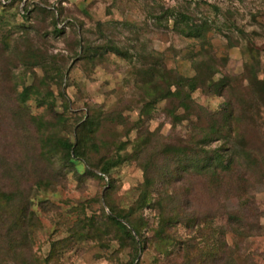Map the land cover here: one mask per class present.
<instances>
[{"label":"rangeland","instance_id":"1","mask_svg":"<svg viewBox=\"0 0 264 264\" xmlns=\"http://www.w3.org/2000/svg\"><path fill=\"white\" fill-rule=\"evenodd\" d=\"M201 58L214 64L216 87L242 89L248 77L264 82V0H0V264H130L131 241L106 215L131 208L144 190L146 157L138 161L136 154L149 138V146L170 148L164 153L173 164L192 123L205 125L196 115L173 125L183 111L175 81L195 75ZM167 86L171 96L160 98ZM206 90L196 87L192 101L218 109L223 98ZM253 115L238 151L241 144L264 151L253 127L264 122V107ZM45 129L72 142L82 130L86 162H59L55 147L44 157ZM224 153L233 155V146ZM106 159L115 164L103 175ZM156 181L135 215L147 240L138 264H202L222 235L220 261L264 264V177L249 180L251 208L243 218L259 233L243 240L226 215L191 234L177 221L157 238L162 210L152 203L168 188ZM173 195L167 192L168 203ZM224 203L228 212L238 207L233 198Z\"/></svg>","mask_w":264,"mask_h":264},{"label":"trees","instance_id":"2","mask_svg":"<svg viewBox=\"0 0 264 264\" xmlns=\"http://www.w3.org/2000/svg\"><path fill=\"white\" fill-rule=\"evenodd\" d=\"M82 50L85 48L83 47ZM198 62L195 65L197 71L195 75L191 77L180 76L175 81L177 87L175 88L177 91L175 96L179 108H182L183 111L178 115L174 114L173 125L189 121L193 115L203 116L205 125L199 128L195 123H192L191 136L182 140L181 145L174 148L176 158H174L173 164L168 160L170 157L168 152L164 153L170 148L166 146L160 149L157 143L149 146L150 141H153L149 138L146 147H140L136 154L138 161L143 154L146 157L142 164L144 182L141 186L144 190L139 193L131 208L122 212L109 208V214L106 215L109 224L131 241L133 255L130 264H138V256L144 250L147 241L141 234L143 219L137 222L135 215L138 210L150 202L148 184L154 185L157 183L156 180L162 181L163 187L168 188L165 193L160 192V198L155 199L152 203L153 206L159 207L160 211L166 212V215L160 213L156 233H154L157 238L163 239L167 229L175 225L177 221L183 222L191 234L195 230V226L197 229L200 225L205 227L208 225L206 223L208 219L220 215H226L233 233L242 240L254 234V231L259 233V227L254 229L247 220L244 221L243 216L251 208L249 180L252 178V180L258 181L264 177V151L260 152L256 148L248 147L243 149V144H241L242 150L238 151L235 146H238L240 140L249 135V129L254 121L253 114L264 107V82L248 77L245 79L246 82L242 89L227 91L224 86L216 87L212 80L214 64L202 58ZM204 65H207L206 67L210 71L207 76H204L202 72ZM259 83H262L261 86ZM201 85L207 86L206 91L208 93L216 92L223 98L218 109L208 111L192 101L191 91ZM19 96L21 100H26L27 89H24ZM168 96H171L169 86L160 98ZM89 119L83 123L84 130L85 127L92 125ZM41 127H45L44 122H42ZM41 127L39 130L42 134ZM253 127L257 128L260 138H264V122L261 123V126L254 124ZM43 135L41 146L44 157H47L46 147H55L56 150H60L59 162L62 161L67 164L73 163L72 159L84 162L88 159V152L84 145L86 138L82 130L76 132L73 142L66 137L48 133L46 129ZM214 139L220 141L221 148L207 150L206 145ZM228 145L233 146V155L227 157L224 152L228 149ZM141 149L142 152L139 153ZM48 160L52 162L51 159ZM114 164L108 159L104 160L101 163V173L103 175L108 174ZM191 178L194 183H190ZM171 189L176 192V196L173 195L175 198L170 197L168 203L166 194ZM10 198L12 197L10 196ZM230 198L237 200L238 207L228 212L224 202ZM175 206H177L178 211L173 208ZM172 211L175 214L174 217H172ZM218 243L212 251L209 248L205 251L206 255L201 256L202 264H225L224 260H219L222 250H220V246L224 247L227 243L224 235ZM224 257L227 264H236L232 257ZM183 262L184 264H191L190 260Z\"/></svg>","mask_w":264,"mask_h":264}]
</instances>
